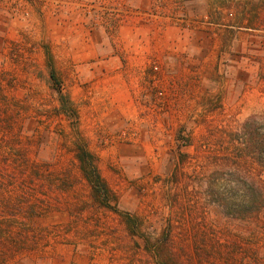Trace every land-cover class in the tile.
Instances as JSON below:
<instances>
[{
	"label": "rangeland",
	"instance_id": "374dc122",
	"mask_svg": "<svg viewBox=\"0 0 264 264\" xmlns=\"http://www.w3.org/2000/svg\"><path fill=\"white\" fill-rule=\"evenodd\" d=\"M247 119L264 0H0V264H264Z\"/></svg>",
	"mask_w": 264,
	"mask_h": 264
},
{
	"label": "trees",
	"instance_id": "16d2710c",
	"mask_svg": "<svg viewBox=\"0 0 264 264\" xmlns=\"http://www.w3.org/2000/svg\"><path fill=\"white\" fill-rule=\"evenodd\" d=\"M243 129L245 131L249 132V138H248V155L250 158L253 159V161L261 168L264 169V136L260 137L259 132L257 131V127L254 126L252 119H247V121L244 122L242 125ZM92 180L91 183H93L96 187V190H99V186H103L104 184L101 182V179L99 175L96 174V170L92 169ZM99 185V186H98ZM259 190L258 188H256ZM105 192V190H103ZM260 192V191H259ZM230 192L224 193L219 192L215 196V201L218 202V204L225 209V212L230 215L231 209L234 207L233 201H231V194H228ZM261 193V192H260Z\"/></svg>",
	"mask_w": 264,
	"mask_h": 264
}]
</instances>
